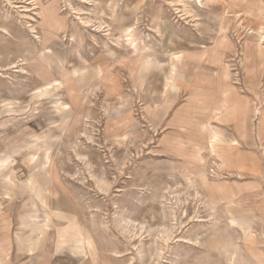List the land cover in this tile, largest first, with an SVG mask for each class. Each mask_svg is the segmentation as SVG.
<instances>
[{
	"label": "rangeland",
	"instance_id": "obj_1",
	"mask_svg": "<svg viewBox=\"0 0 264 264\" xmlns=\"http://www.w3.org/2000/svg\"><path fill=\"white\" fill-rule=\"evenodd\" d=\"M262 31L264 0H0V264H264Z\"/></svg>",
	"mask_w": 264,
	"mask_h": 264
},
{
	"label": "crops",
	"instance_id": "obj_2",
	"mask_svg": "<svg viewBox=\"0 0 264 264\" xmlns=\"http://www.w3.org/2000/svg\"><path fill=\"white\" fill-rule=\"evenodd\" d=\"M258 42V41H257ZM255 44V43H254ZM255 48L257 49V53H258V56L260 57V61H259V63H263L264 62V46H262V47H260V45H256L255 46ZM245 58H248L247 56H246V50H245ZM250 55V57H251V54H249ZM251 59V58H250ZM228 75L226 74V77H227ZM243 142V141H242ZM232 146H234V145H232ZM232 149H235V152H232L231 153V159H232V162H234V160L237 162V161H239V158H238V155L239 154H243V151H244V148H241V149H239V147H232ZM243 157V156H242ZM241 164V163H240ZM241 165H244V163H242Z\"/></svg>",
	"mask_w": 264,
	"mask_h": 264
},
{
	"label": "bare ground",
	"instance_id": "obj_3",
	"mask_svg": "<svg viewBox=\"0 0 264 264\" xmlns=\"http://www.w3.org/2000/svg\"><path fill=\"white\" fill-rule=\"evenodd\" d=\"M263 42H264V31L261 32V35H259L258 42H255L254 45L256 46L258 44V45H260V47H262ZM249 54H250L249 51H247V49H246V56L249 57L250 56ZM180 58H181V63H182V54H181ZM180 58H179V60H180Z\"/></svg>",
	"mask_w": 264,
	"mask_h": 264
}]
</instances>
